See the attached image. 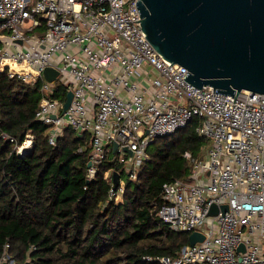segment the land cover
Returning a JSON list of instances; mask_svg holds the SVG:
<instances>
[{"label":"built area","instance_id":"2783aa9c","mask_svg":"<svg viewBox=\"0 0 264 264\" xmlns=\"http://www.w3.org/2000/svg\"><path fill=\"white\" fill-rule=\"evenodd\" d=\"M0 19V73L37 85L35 117L50 144L66 127L89 135L88 178L106 156L118 165L104 172L115 201L157 137L199 118L195 132L209 144L202 157L184 152L188 177L162 184L157 215L171 230H196L203 239L160 264H264V93L242 89L233 97L185 80L188 70L146 38L136 0H0ZM47 66L57 71L52 81L43 77ZM31 142L27 134L16 151ZM213 204L219 210L208 214ZM7 248L0 264H17Z\"/></svg>","mask_w":264,"mask_h":264},{"label":"trees","instance_id":"16d2710c","mask_svg":"<svg viewBox=\"0 0 264 264\" xmlns=\"http://www.w3.org/2000/svg\"><path fill=\"white\" fill-rule=\"evenodd\" d=\"M39 99L37 85L0 73V253L7 242L17 264H160L176 256L189 233L171 230L157 209L162 184L188 177L184 152L202 157L209 144L195 132L199 118L157 137L115 201L104 172L118 165L106 156L88 178L89 135L66 127L50 144L35 117ZM27 134L31 145L19 154Z\"/></svg>","mask_w":264,"mask_h":264},{"label":"water","instance_id":"95a60500","mask_svg":"<svg viewBox=\"0 0 264 264\" xmlns=\"http://www.w3.org/2000/svg\"><path fill=\"white\" fill-rule=\"evenodd\" d=\"M136 6L146 38L165 59L188 70L185 80L233 97L242 89L264 93V0H136ZM56 75L49 66L43 70L48 81ZM71 96L68 91L63 110ZM112 178L115 188L116 171ZM218 210L213 204L208 214ZM202 239L199 231L188 234L191 245Z\"/></svg>","mask_w":264,"mask_h":264},{"label":"rangeland","instance_id":"374dc122","mask_svg":"<svg viewBox=\"0 0 264 264\" xmlns=\"http://www.w3.org/2000/svg\"><path fill=\"white\" fill-rule=\"evenodd\" d=\"M182 129H183V128L179 129V132H182Z\"/></svg>","mask_w":264,"mask_h":264}]
</instances>
